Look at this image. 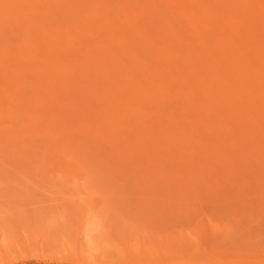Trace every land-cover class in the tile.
<instances>
[{
    "label": "rangeland",
    "instance_id": "obj_1",
    "mask_svg": "<svg viewBox=\"0 0 264 264\" xmlns=\"http://www.w3.org/2000/svg\"><path fill=\"white\" fill-rule=\"evenodd\" d=\"M0 264H264V0H0Z\"/></svg>",
    "mask_w": 264,
    "mask_h": 264
},
{
    "label": "bare ground",
    "instance_id": "obj_2",
    "mask_svg": "<svg viewBox=\"0 0 264 264\" xmlns=\"http://www.w3.org/2000/svg\"><path fill=\"white\" fill-rule=\"evenodd\" d=\"M188 14V13H187ZM98 21V20H97ZM149 43V42H148ZM153 46V45H152ZM138 50H139V48H138ZM171 55V54H170ZM156 78V77H155Z\"/></svg>",
    "mask_w": 264,
    "mask_h": 264
}]
</instances>
